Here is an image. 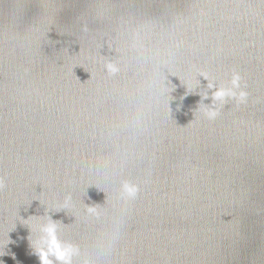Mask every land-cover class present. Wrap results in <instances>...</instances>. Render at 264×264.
I'll use <instances>...</instances> for the list:
<instances>
[{
  "label": "water",
  "instance_id": "95a60500",
  "mask_svg": "<svg viewBox=\"0 0 264 264\" xmlns=\"http://www.w3.org/2000/svg\"><path fill=\"white\" fill-rule=\"evenodd\" d=\"M46 210L74 264H264V0H0V264H40Z\"/></svg>",
  "mask_w": 264,
  "mask_h": 264
},
{
  "label": "clouds",
  "instance_id": "9594fccd",
  "mask_svg": "<svg viewBox=\"0 0 264 264\" xmlns=\"http://www.w3.org/2000/svg\"><path fill=\"white\" fill-rule=\"evenodd\" d=\"M106 71L115 75L120 71L119 67L113 63L106 64ZM199 77L207 80V89L211 91V104L205 105L201 102L199 111L209 120L216 119L222 112L226 103L234 101L237 106L246 104L248 101V92L245 86L241 84V76L237 72H233L231 79L227 85H217L211 81L206 74L200 73ZM188 91H194L199 87L198 79H190L187 83ZM208 91L204 92L202 99H209ZM139 193V186L129 181H124L121 185V199L127 203L134 200ZM71 197H67L62 208L69 207ZM60 209V210H61ZM87 213L90 216L100 219L101 214L96 208H88ZM35 218L31 231L35 232V239H30L31 247L38 256L40 264H74V259L80 256V246L71 242L64 241L60 238V224L54 221L48 211L41 217H30L28 220ZM27 220V221H28ZM122 219L120 217L113 218L111 227L107 230L103 248L107 255H110L118 244L121 237ZM83 264H90L84 261Z\"/></svg>",
  "mask_w": 264,
  "mask_h": 264
}]
</instances>
